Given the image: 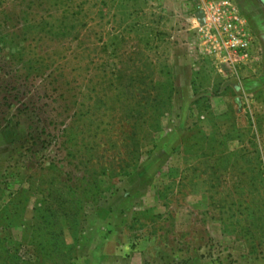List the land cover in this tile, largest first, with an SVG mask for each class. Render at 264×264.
<instances>
[{"label": "rangeland", "instance_id": "1", "mask_svg": "<svg viewBox=\"0 0 264 264\" xmlns=\"http://www.w3.org/2000/svg\"><path fill=\"white\" fill-rule=\"evenodd\" d=\"M242 57L177 0H0V264H264V0Z\"/></svg>", "mask_w": 264, "mask_h": 264}, {"label": "built area", "instance_id": "2", "mask_svg": "<svg viewBox=\"0 0 264 264\" xmlns=\"http://www.w3.org/2000/svg\"><path fill=\"white\" fill-rule=\"evenodd\" d=\"M186 20L195 23L201 13L202 38L221 41L227 49L242 57L250 55L252 37L242 28V19L231 0H177Z\"/></svg>", "mask_w": 264, "mask_h": 264}]
</instances>
